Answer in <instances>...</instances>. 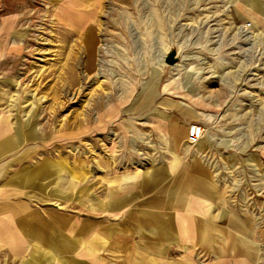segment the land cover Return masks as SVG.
Instances as JSON below:
<instances>
[{
    "label": "rangeland",
    "instance_id": "1",
    "mask_svg": "<svg viewBox=\"0 0 264 264\" xmlns=\"http://www.w3.org/2000/svg\"><path fill=\"white\" fill-rule=\"evenodd\" d=\"M61 1L28 0L20 21L22 55L2 70V114L22 127L23 146L32 123L43 151L39 160L63 164L59 174L78 179L73 163L82 157L80 142L89 164L97 159L125 168L159 146L127 129L128 117L138 115L136 101H180L204 118L203 137L229 148L226 162L244 158L247 165L225 172L227 201L253 223L247 229L264 238V26L254 21L259 1L88 0L76 24L61 16ZM170 49L180 58L173 66L163 61ZM250 153L260 158L261 170L249 169Z\"/></svg>",
    "mask_w": 264,
    "mask_h": 264
},
{
    "label": "crops",
    "instance_id": "2",
    "mask_svg": "<svg viewBox=\"0 0 264 264\" xmlns=\"http://www.w3.org/2000/svg\"><path fill=\"white\" fill-rule=\"evenodd\" d=\"M257 1L254 21L264 26V0ZM87 2L62 0L58 9L76 24ZM27 6L0 0V264H264V238L247 229L252 222L231 211L226 196L225 172L247 163L226 162L229 148L207 137L188 143V125L203 117L180 101H136L127 129L159 146L125 168L89 164L80 142L78 179L59 174L63 164L39 160L32 123L23 146L22 127L2 114L1 79L22 55ZM246 155L249 169L261 170L257 154Z\"/></svg>",
    "mask_w": 264,
    "mask_h": 264
},
{
    "label": "built area",
    "instance_id": "3",
    "mask_svg": "<svg viewBox=\"0 0 264 264\" xmlns=\"http://www.w3.org/2000/svg\"><path fill=\"white\" fill-rule=\"evenodd\" d=\"M204 127L199 123H191L187 128V142L190 144L195 143L203 136Z\"/></svg>",
    "mask_w": 264,
    "mask_h": 264
},
{
    "label": "water",
    "instance_id": "4",
    "mask_svg": "<svg viewBox=\"0 0 264 264\" xmlns=\"http://www.w3.org/2000/svg\"><path fill=\"white\" fill-rule=\"evenodd\" d=\"M165 64L173 66L180 61V58L177 56L175 49H170L167 51L166 55L163 57Z\"/></svg>",
    "mask_w": 264,
    "mask_h": 264
}]
</instances>
